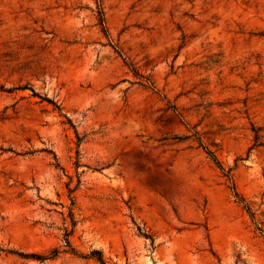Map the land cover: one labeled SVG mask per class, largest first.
I'll list each match as a JSON object with an SVG mask.
<instances>
[{
  "label": "rangeland",
  "instance_id": "rangeland-1",
  "mask_svg": "<svg viewBox=\"0 0 264 264\" xmlns=\"http://www.w3.org/2000/svg\"><path fill=\"white\" fill-rule=\"evenodd\" d=\"M99 256L264 264V0H0V264Z\"/></svg>",
  "mask_w": 264,
  "mask_h": 264
},
{
  "label": "trees",
  "instance_id": "trees-1",
  "mask_svg": "<svg viewBox=\"0 0 264 264\" xmlns=\"http://www.w3.org/2000/svg\"><path fill=\"white\" fill-rule=\"evenodd\" d=\"M102 23H103V21H102ZM210 156H211V158H212V160L215 162V164H217V166H219V164H218V162H217V160L210 154V153H208ZM246 208V210L248 211V213H249V209L247 208V207H245ZM250 214V213H249ZM250 216H251V214H250ZM65 244H66V246L67 247H69V244H68V242L66 241L65 242ZM71 251H72V249H71ZM56 250H54L53 251V255H56ZM97 260H98V262L100 263V264H105L104 262H103V260L101 259V256H99V257H97Z\"/></svg>",
  "mask_w": 264,
  "mask_h": 264
}]
</instances>
